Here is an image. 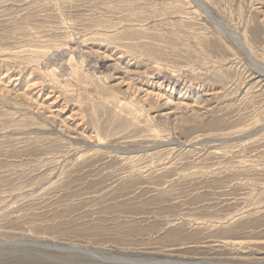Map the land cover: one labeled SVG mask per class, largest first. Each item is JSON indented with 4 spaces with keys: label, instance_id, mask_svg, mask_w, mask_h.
Masks as SVG:
<instances>
[{
    "label": "rangeland",
    "instance_id": "1",
    "mask_svg": "<svg viewBox=\"0 0 264 264\" xmlns=\"http://www.w3.org/2000/svg\"><path fill=\"white\" fill-rule=\"evenodd\" d=\"M202 2L0 0V264H264V0Z\"/></svg>",
    "mask_w": 264,
    "mask_h": 264
},
{
    "label": "bare ground",
    "instance_id": "2",
    "mask_svg": "<svg viewBox=\"0 0 264 264\" xmlns=\"http://www.w3.org/2000/svg\"><path fill=\"white\" fill-rule=\"evenodd\" d=\"M194 2L196 3V5L198 6V7H200L201 9H203L204 11H206L207 12V10H206V8H205V6H204V4H203V2H202V0H194ZM222 26V25H221ZM223 29H224V27H223ZM229 34H230V36L235 40V41H237L238 43H239V45H241L243 48H244V46H243V44L241 43V41H240V39L238 38V36L233 32V31H230L229 32ZM245 49V48H244ZM249 54V53H248ZM100 64V63H99ZM100 66H103L102 64H100L99 65V67ZM259 68V67H258ZM260 73V76H262L263 78H264V74H261V73H263V72H259ZM261 78V77H260Z\"/></svg>",
    "mask_w": 264,
    "mask_h": 264
},
{
    "label": "water",
    "instance_id": "3",
    "mask_svg": "<svg viewBox=\"0 0 264 264\" xmlns=\"http://www.w3.org/2000/svg\"><path fill=\"white\" fill-rule=\"evenodd\" d=\"M71 250H74V249H71Z\"/></svg>",
    "mask_w": 264,
    "mask_h": 264
}]
</instances>
